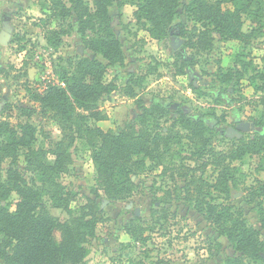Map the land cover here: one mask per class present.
Wrapping results in <instances>:
<instances>
[{
    "label": "rangeland",
    "instance_id": "1",
    "mask_svg": "<svg viewBox=\"0 0 264 264\" xmlns=\"http://www.w3.org/2000/svg\"><path fill=\"white\" fill-rule=\"evenodd\" d=\"M84 1L93 6L94 0ZM50 5L51 0H0V34L5 26L10 30L8 43L0 45V103L4 102L0 121L16 129L19 124L32 125L36 130L35 149L53 148L62 138L52 113L43 112L42 99L48 89L40 91L44 88L42 85L40 89L39 84L44 83L47 71H51L55 82L51 87L65 88L60 77L62 68L67 66V59L77 56L102 62L108 67L106 80H114L118 86L98 104L106 118L95 123L105 132L121 131L142 113L143 107L152 104H160L166 110L158 118L153 134L167 133L174 119L187 113L202 116L208 127L216 120L221 128L230 126L236 115L241 121L252 122L255 130L243 133L244 142L253 140L255 132L264 128V55L254 54V50L264 49L263 29L261 35L245 42L224 39L211 27L210 45L203 47L197 43L198 35L205 33L208 26L180 6L167 38L156 40L136 20L135 5L114 4L109 8V16L123 59L108 66L109 61L90 49L78 32L76 16L65 20L63 28L69 32L60 35V44L55 45V36L49 37V30L59 29V21L49 20ZM33 8L35 11H31ZM241 21L247 33L260 26L258 19L245 12L241 13ZM175 26L184 29L180 36L184 43L177 49L172 47V32L178 30ZM204 41L207 42V37ZM183 55L192 58L187 66H182ZM243 63L250 66L244 69ZM128 89L134 90L132 96ZM210 142L216 151L222 152L242 143L235 136L221 137L217 131ZM70 152L73 162L61 182L78 193L72 203L74 214L61 209H51V214L70 220L82 214L80 208L89 199L95 202L100 216L97 215L95 237L87 245L90 253L85 264H130L132 259L144 264H226L228 257H241L194 204L180 198V189L192 174L188 172L186 177H181L180 172L201 166L203 158L191 159L190 151L185 149L179 157H185V168L175 172L171 166L166 173L165 166L171 165L167 159L165 165L133 177L136 188L132 197L109 200L97 187L96 168L86 143L76 141ZM147 164L156 163L147 160ZM233 165L237 183L231 186L230 204L249 226L259 231L264 244V158L262 154L248 153ZM19 169L27 180L33 178L27 171L24 155L20 156ZM202 172L205 178L215 176L212 165L199 168L195 174ZM18 200L14 193L2 205L9 204L14 212ZM133 223L144 229L139 240L129 232ZM0 264H5L2 258Z\"/></svg>",
    "mask_w": 264,
    "mask_h": 264
},
{
    "label": "trees",
    "instance_id": "2",
    "mask_svg": "<svg viewBox=\"0 0 264 264\" xmlns=\"http://www.w3.org/2000/svg\"><path fill=\"white\" fill-rule=\"evenodd\" d=\"M126 3L136 6V20L156 40L167 38L180 6L208 26L205 33L198 35L200 41L197 43L203 47L210 45L211 27L224 39L245 42L264 30L263 0H94L92 7L84 0H51L48 18L59 21V29L49 30V37L54 35V43L58 46L60 35L69 32L63 28L65 20L76 16L78 32L86 39L88 47L103 55L110 66L121 61L123 56L111 26L109 8ZM244 12L260 23L248 33L242 29L241 13ZM44 14L47 16L46 12ZM177 28L174 33L181 36L184 29ZM206 37L207 42L204 41ZM191 60L183 55L182 66L189 65ZM66 63L60 74L66 87H50L42 99L43 112L52 113L62 133L53 148L35 149L36 130L32 125L19 124L16 129L0 121V258L5 264H85L90 253L87 245L95 237L97 215L100 216L95 202L89 199L80 208L82 214L70 220L51 214V209L74 214L72 203L78 193L67 189L61 179L69 172L73 162L70 149L78 140L88 146L96 168L97 187L109 200L132 197L136 188L133 177L165 165L167 159L171 160V165L165 166L166 173L171 166V171L175 172L185 168V157L179 158L185 149L190 151L191 159L203 158L201 166L180 172L181 177L192 173L180 189V198L194 204L196 210L242 254L241 257H228L226 264H264V244L259 231L249 226L230 204L231 186L237 183L233 162L248 153L262 154L264 158V128L255 132L250 142L241 138L238 141L242 143L236 148L228 152L216 151L210 142L214 130L196 114H182L174 119L167 133L153 134L159 124L158 118L166 110L160 104H152L149 108L143 107L142 113L121 131L105 132L95 123L106 118L98 104L118 89L114 80H106L108 67L96 58L78 56L67 59ZM249 66L243 63L244 69ZM127 93L132 96L134 90L128 89ZM21 155H24L27 171L33 176L30 180L19 169ZM147 160L156 164L149 166ZM209 165L215 172L212 179L205 178L204 172L195 174L199 168ZM14 193L19 200L12 212L9 204L3 206L2 202L8 201ZM130 225V234L139 240L144 229L136 223ZM130 264L144 263L132 259Z\"/></svg>",
    "mask_w": 264,
    "mask_h": 264
},
{
    "label": "flooded vegetation",
    "instance_id": "3",
    "mask_svg": "<svg viewBox=\"0 0 264 264\" xmlns=\"http://www.w3.org/2000/svg\"><path fill=\"white\" fill-rule=\"evenodd\" d=\"M175 35H177V36H175ZM179 38H180L179 33H173L172 32V40L175 39V41L177 43L179 41ZM246 122H248V121H246ZM243 123H244V121H241V118H239V116L236 115L230 126H226L225 128H221L219 122L216 120V121H211V128L214 130V132L217 131L221 137H225V136L226 137H233V136H235V137H237V139H241L243 137L244 132H250V131L255 130L254 124L252 122H250V123H252V125H250L248 127L243 125ZM248 128L250 130H247ZM233 129H235L238 132H241L242 135L239 136V134L237 132L233 131Z\"/></svg>",
    "mask_w": 264,
    "mask_h": 264
},
{
    "label": "water",
    "instance_id": "4",
    "mask_svg": "<svg viewBox=\"0 0 264 264\" xmlns=\"http://www.w3.org/2000/svg\"><path fill=\"white\" fill-rule=\"evenodd\" d=\"M9 32H10L9 28H8L7 26H5V27H4V30H3L2 33L0 34V45H5V44L8 43V41H9V39H10V33H9ZM183 43H184V40L181 39V38H179V41H178L177 43H176L175 39H173V40H172V47H173L174 49H177V48H178L180 45H182ZM3 103H4V102L0 103V110H1V108H2V106H3ZM243 125H245V126L248 127V126L252 125V123H250V122H244ZM247 130H250V129L248 128ZM233 131L237 132V133L239 134V136L242 135L241 132H238V131H236L235 129H233Z\"/></svg>",
    "mask_w": 264,
    "mask_h": 264
},
{
    "label": "built area",
    "instance_id": "5",
    "mask_svg": "<svg viewBox=\"0 0 264 264\" xmlns=\"http://www.w3.org/2000/svg\"><path fill=\"white\" fill-rule=\"evenodd\" d=\"M51 65V63H50ZM54 73H52L51 71H47V76L44 78V83L43 84H39V88L41 89V86L43 85L44 89H41L40 91H46L47 89H49L52 85L55 84V82L51 79L53 78Z\"/></svg>",
    "mask_w": 264,
    "mask_h": 264
},
{
    "label": "clouds",
    "instance_id": "6",
    "mask_svg": "<svg viewBox=\"0 0 264 264\" xmlns=\"http://www.w3.org/2000/svg\"><path fill=\"white\" fill-rule=\"evenodd\" d=\"M31 11H35V8H33V9H31ZM37 15H39V13L37 12L36 13ZM144 33H141V35H143ZM155 45L153 44V47H154ZM254 54L255 55H257V56H260V55H264V49H262V50H259V51H255L254 50ZM226 63H227V61H225ZM258 62V61H257ZM249 91H250V89H249ZM122 239H126L127 237H121Z\"/></svg>",
    "mask_w": 264,
    "mask_h": 264
}]
</instances>
